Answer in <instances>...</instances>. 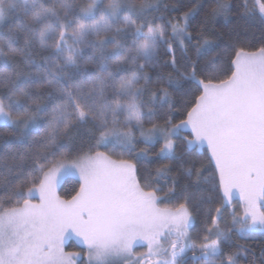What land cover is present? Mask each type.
Segmentation results:
<instances>
[{
	"label": "snow or ice",
	"instance_id": "obj_1",
	"mask_svg": "<svg viewBox=\"0 0 264 264\" xmlns=\"http://www.w3.org/2000/svg\"><path fill=\"white\" fill-rule=\"evenodd\" d=\"M241 8L264 24V0ZM232 12L230 0H0V264H264L247 247L264 239V46L232 42ZM161 140L155 155L178 170L172 207L134 162ZM205 145L210 175L188 151ZM72 239L81 251L65 250Z\"/></svg>",
	"mask_w": 264,
	"mask_h": 264
},
{
	"label": "trees",
	"instance_id": "obj_2",
	"mask_svg": "<svg viewBox=\"0 0 264 264\" xmlns=\"http://www.w3.org/2000/svg\"><path fill=\"white\" fill-rule=\"evenodd\" d=\"M164 2L173 3L174 0H164ZM183 2L185 4H189L190 0H183ZM210 2L211 0H205L206 5L209 4ZM230 2L233 5V12L230 18L232 20H239L242 26L238 30L242 34L234 35L232 42L235 43L237 47H243L247 51L250 52L257 51L260 47L264 46V44L261 43V37L264 36V24L261 23V21L257 16L243 15V9L241 8V4L243 3V0H230ZM248 4L249 7L251 8L253 6V1L248 0ZM203 14L204 13L201 12L200 16H203ZM173 15H177V14L173 13ZM242 15L243 18H241ZM199 18L200 17H197V19ZM223 23L224 21L221 18L220 24ZM193 27H195V22L193 24ZM232 27L233 25H229L228 30H231ZM217 31L223 33L224 30H222L220 26L217 25ZM193 35H195V32H193ZM225 39H227V36H225ZM224 63L225 64L227 63V58H225ZM173 118H174V122L178 123L179 120L183 118V112L182 111L174 112ZM0 129H2V126H0ZM185 135H188V133H185ZM177 145H178V154H179L185 149V145L182 137L177 140ZM161 146H162L161 142L156 143L153 147L149 148L147 157L138 156L134 159V162L137 164L139 175L141 177V182L143 183L145 180H147L150 183H152L155 188L159 189L158 195L162 199L169 201L167 206L172 207L178 205L181 202L178 197H173L170 194L166 195L168 193L169 187L171 186L172 178L177 176L178 170H176V165L172 164L171 161L155 155V153L159 151ZM140 147H143V145H140ZM188 151L192 152L194 154V158H198L204 164L205 168L208 170L206 171L205 174L210 175L213 166L208 164L207 148H202V149L194 148V149H188ZM113 158L115 159L118 157L114 155ZM124 158L129 159L130 157L125 156ZM165 164H170L173 167L174 171L170 174V176L167 179H157V177L155 176V170L158 167H161ZM76 189H78V180L76 178H70L62 181L58 191L59 194L63 197L74 194V190ZM194 215H195V225L192 234L195 237L197 234H199L202 231L204 216L199 211L194 213ZM247 247L251 248L258 257L261 248H264V239L257 237L255 241L248 242ZM66 251L69 252L81 251V247L76 242L75 239L74 240L72 239L67 244ZM224 251L225 253H227L228 249L225 248ZM249 259L251 260V257H249Z\"/></svg>",
	"mask_w": 264,
	"mask_h": 264
},
{
	"label": "rangeland",
	"instance_id": "obj_3",
	"mask_svg": "<svg viewBox=\"0 0 264 264\" xmlns=\"http://www.w3.org/2000/svg\"><path fill=\"white\" fill-rule=\"evenodd\" d=\"M252 1H253V4H254V0H252ZM160 142H161V144L163 143L162 140H161ZM204 148H207L206 145H205ZM72 178H74V177H72ZM67 179H70V178H67ZM76 179H77V178H76ZM65 180H66V179H65ZM69 241H70V240H69ZM69 241H68V242L66 243V245H65V250H66V246H67V244L69 243Z\"/></svg>",
	"mask_w": 264,
	"mask_h": 264
},
{
	"label": "flooded vegetation",
	"instance_id": "obj_4",
	"mask_svg": "<svg viewBox=\"0 0 264 264\" xmlns=\"http://www.w3.org/2000/svg\"><path fill=\"white\" fill-rule=\"evenodd\" d=\"M74 240V239H73Z\"/></svg>",
	"mask_w": 264,
	"mask_h": 264
}]
</instances>
